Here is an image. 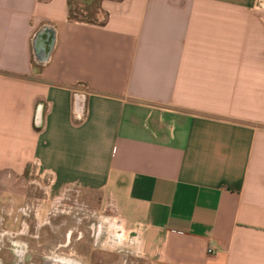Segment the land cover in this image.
<instances>
[{"label": "crops", "instance_id": "1", "mask_svg": "<svg viewBox=\"0 0 264 264\" xmlns=\"http://www.w3.org/2000/svg\"><path fill=\"white\" fill-rule=\"evenodd\" d=\"M0 0V184L103 193L150 264H264L254 0ZM213 245V254L207 248Z\"/></svg>", "mask_w": 264, "mask_h": 264}, {"label": "rangeland", "instance_id": "2", "mask_svg": "<svg viewBox=\"0 0 264 264\" xmlns=\"http://www.w3.org/2000/svg\"><path fill=\"white\" fill-rule=\"evenodd\" d=\"M70 1L74 7L81 5L79 0ZM102 1L99 0L98 7L101 6ZM255 3L257 9L264 10V0H254ZM91 8H94V5ZM97 8L92 9V11L98 13L97 18L101 22L105 16L104 13L100 12L103 11L102 8L101 10ZM20 185L18 183L17 188L21 195L26 191L27 195L35 194L38 196L41 194L38 191L30 193L25 185ZM0 188L6 190L7 193L5 195L0 193V203L5 206L7 205L5 200L11 196L8 193L11 188L6 182L0 184ZM64 194L65 197H68L76 193L66 189ZM79 195L83 197L82 200L85 204L93 206L92 212H94V206L96 208L97 223H95L92 238L89 240L83 238L81 241L74 240L78 236L76 229L84 228V220L80 219L81 216L73 218V215L64 213L54 220L52 212L49 211L48 214L44 211V213H40L38 219L21 217L17 219L14 226L12 225L14 219L0 217V264H43L47 254L53 253V256H56L58 252L85 261V255L90 246L93 247V253L98 260L102 261V264L112 263V256H110L112 254L102 249L111 250L113 254L117 252L120 256L119 261L123 264H150V257L147 254L142 235L137 230L130 231L118 206L115 207L103 193L80 192ZM56 215L58 214L56 213ZM58 227H62L64 233L58 232ZM67 231H73L69 240H67ZM83 234L86 235L87 233ZM87 242L91 244L89 245ZM79 243H84L81 253L77 250ZM59 244L63 246L59 247Z\"/></svg>", "mask_w": 264, "mask_h": 264}, {"label": "flooded vegetation", "instance_id": "3", "mask_svg": "<svg viewBox=\"0 0 264 264\" xmlns=\"http://www.w3.org/2000/svg\"><path fill=\"white\" fill-rule=\"evenodd\" d=\"M33 166L34 168L32 172L30 173L28 172L26 177L16 180L15 181L16 183L10 186L11 190L8 191V193L11 196L5 200L7 202V205L4 206L2 205V203H0V217L14 219V221L12 222V225L14 226L17 223V219L21 217L23 218L33 217L34 219H38L40 213L42 214L44 213V211H46V213L48 212V214L49 211L52 212L53 213L52 215H54V220H56V217H59L60 214H64V213L73 215L72 216L73 218L75 216H81L80 219L84 220L83 221L84 228L76 229V233L78 234V236L74 240L81 241V239L83 238H87V240L92 238L94 234V226L95 223H97L95 217L97 215L95 211L96 208L94 206V212H92L91 209H93V206L91 204L84 203V201L82 200L83 197L79 195L80 192H82V190L74 186H70L62 189L56 188L53 183V180L47 177L48 174L43 173L39 169V166L37 165H33ZM18 183L21 185H25L26 186L25 188L28 189L30 193L31 192L33 193V191H38L41 194H39L38 196L35 194L27 195V191H26V193H23L21 195L20 191L17 188ZM66 189L67 191L69 192L73 191L76 194L73 195L71 194L70 196L65 197L64 191ZM0 193L2 195L7 194L6 190L2 188H0ZM66 209L68 210L67 212ZM56 213L58 215H56ZM57 229L58 232L64 233L62 227H58ZM67 232H68L67 240H69L71 238L73 231H67ZM83 233H87V234L85 235ZM84 243L83 244L79 243L77 247L78 252H80L81 249H83ZM87 243L89 245L91 244L90 242ZM61 246L63 245L59 244V247ZM92 248L93 247L90 246L89 249L87 250V253L85 255V259H86L85 261H82L78 258H72L66 256L63 253L58 252L56 256H53V253H51L50 255L47 254L45 256L43 264H46L47 261L52 259V257L65 259L70 264H102V261L98 260L96 255L93 253ZM102 250L112 254L110 255L112 256L111 259L112 263L110 264H123L122 262L119 261L120 256L118 255L117 252H114L115 254L114 255L113 251L111 250H107V249H102Z\"/></svg>", "mask_w": 264, "mask_h": 264}, {"label": "trees", "instance_id": "4", "mask_svg": "<svg viewBox=\"0 0 264 264\" xmlns=\"http://www.w3.org/2000/svg\"><path fill=\"white\" fill-rule=\"evenodd\" d=\"M81 5H76L75 7L71 3L70 0H68V18L71 21L74 22H81V23H87V24H101L97 18V12L92 11V9H96L99 4V0H79L78 1ZM94 5V8H91V6ZM98 10H101V6L97 8ZM104 13V11H100ZM104 16L106 18V14L104 13ZM104 18V19H105Z\"/></svg>", "mask_w": 264, "mask_h": 264}, {"label": "bare ground", "instance_id": "5", "mask_svg": "<svg viewBox=\"0 0 264 264\" xmlns=\"http://www.w3.org/2000/svg\"><path fill=\"white\" fill-rule=\"evenodd\" d=\"M46 264H70L67 260L65 259H60L57 257H52L51 260L47 261Z\"/></svg>", "mask_w": 264, "mask_h": 264}, {"label": "built area", "instance_id": "6", "mask_svg": "<svg viewBox=\"0 0 264 264\" xmlns=\"http://www.w3.org/2000/svg\"><path fill=\"white\" fill-rule=\"evenodd\" d=\"M255 6L257 7L256 3H255ZM36 165L38 166V163H36ZM215 251V247L213 245H210L208 248H207V253L208 254H213Z\"/></svg>", "mask_w": 264, "mask_h": 264}]
</instances>
